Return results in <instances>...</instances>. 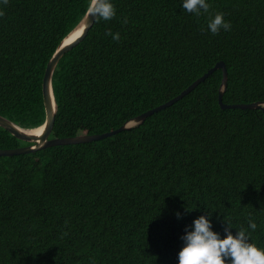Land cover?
I'll return each instance as SVG.
<instances>
[{"label": "trees", "instance_id": "trees-1", "mask_svg": "<svg viewBox=\"0 0 264 264\" xmlns=\"http://www.w3.org/2000/svg\"><path fill=\"white\" fill-rule=\"evenodd\" d=\"M88 2L0 0V115L45 123L46 67ZM112 2L116 15L56 67L50 138L116 130L219 61L224 103H264V0H209L199 15L182 0ZM217 12L231 26L213 34ZM222 78L115 135L0 156V264H177L185 227L205 211L221 234L254 219L264 248V110L222 109ZM25 145L0 127V149Z\"/></svg>", "mask_w": 264, "mask_h": 264}, {"label": "clouds", "instance_id": "clouds-1", "mask_svg": "<svg viewBox=\"0 0 264 264\" xmlns=\"http://www.w3.org/2000/svg\"><path fill=\"white\" fill-rule=\"evenodd\" d=\"M182 8L189 13L201 14L209 11V0H182ZM86 12L96 19L111 20L116 15L112 0H89ZM230 22L224 19L223 12H217L208 20L207 28L213 34L221 29L228 30ZM109 35L119 39V33ZM197 209V208H195ZM186 207V211H192ZM212 213L205 211L187 225L181 236L183 246L177 254V264H264V248L251 240V229L258 227L254 219L249 218L248 227L232 231V226L226 221L223 234L212 227ZM177 212V216L180 217Z\"/></svg>", "mask_w": 264, "mask_h": 264}, {"label": "water", "instance_id": "water-1", "mask_svg": "<svg viewBox=\"0 0 264 264\" xmlns=\"http://www.w3.org/2000/svg\"><path fill=\"white\" fill-rule=\"evenodd\" d=\"M96 18L93 16H89L87 13L83 17V19L79 22V24L65 37L62 41L52 58L50 59L46 71L43 77V98L46 108V120L45 123L40 126L43 127V130L40 133L32 132L34 129H25L11 121L10 119L0 115V127L8 130L12 135L17 137L20 140L25 142L31 143V145L21 146L15 149H0V156H13L19 154H27L32 153L38 150L46 149L53 146H63V145H70V144H80L86 142L97 141L103 139L105 137H109L115 135L119 132H122L127 129H131L142 124L149 116L152 114L165 109L173 105L175 102L179 101L181 98L185 97L189 93H191L195 88L202 82H204L211 74H213L216 70H222L223 78L220 87L219 93V104L222 109H263L264 110V103L261 102H254L250 104H226L223 101L224 93L227 89V82H228V70L226 65L223 61H219L212 69L206 72L203 76L198 78L195 82H193L187 89H185L182 93L178 96L173 98L172 100L160 105L154 109H151L135 118H132L125 122L120 128L106 132L103 134H93V135H78L74 137H67V138H50V134L54 127V123L57 116V103L54 96L53 91V76L56 70L57 65L59 64L60 60L64 57V55L73 49L77 44H79L88 34L90 29L93 27ZM83 25L82 32L76 36L71 41L66 42L67 37L74 32L79 26ZM38 127V128H40Z\"/></svg>", "mask_w": 264, "mask_h": 264}, {"label": "bare ground", "instance_id": "bare-ground-1", "mask_svg": "<svg viewBox=\"0 0 264 264\" xmlns=\"http://www.w3.org/2000/svg\"><path fill=\"white\" fill-rule=\"evenodd\" d=\"M83 30V25L79 26L74 32H72L66 39V42L71 41L74 39L76 36H78ZM43 130V127L36 128L32 132L35 133H40Z\"/></svg>", "mask_w": 264, "mask_h": 264}]
</instances>
